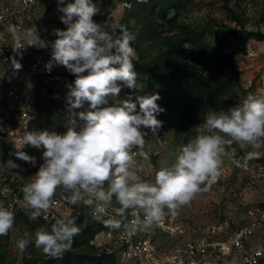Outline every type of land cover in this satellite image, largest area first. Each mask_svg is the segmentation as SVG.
I'll return each mask as SVG.
<instances>
[{"label":"clouds","instance_id":"clouds-1","mask_svg":"<svg viewBox=\"0 0 264 264\" xmlns=\"http://www.w3.org/2000/svg\"><path fill=\"white\" fill-rule=\"evenodd\" d=\"M64 4V0H57ZM130 6V5H129ZM62 12L61 22L67 30H56L58 37L51 44V60L46 70L54 64L63 66L76 76L74 86L69 85L68 104L72 117L63 134L45 131H27L16 141L15 155L18 159L35 166L36 157L20 151L25 145L42 150L43 163L29 183L21 188L23 204L30 209V219L36 220L47 214L55 204L58 189L70 193L69 204L83 203L93 206L94 218L107 215L113 197L119 205L117 214L124 217L130 211L129 223L110 218L103 220L105 227L125 229L128 237L140 228H148L162 220L165 208L173 215L187 206L200 193L208 191L221 176L225 146L237 144L241 149L261 147L264 140V95L248 94L237 106L227 111H209L205 115L201 131L182 146L175 162L161 166L155 173L154 182L143 181L136 171L134 148L147 159L145 136L141 128L150 129L153 135L162 127L157 114L158 94L144 95L119 102L118 106L101 107L108 104L109 97H117L120 85L134 89L137 72L132 47L135 36L126 26L105 21L102 27L93 21L98 8L91 0H74ZM7 32L15 46L13 51L20 55L26 42L28 47L45 48L47 43L40 39L35 27L20 30L9 25ZM11 64L17 72L22 64L15 58ZM87 72V75L83 73ZM88 110L72 112V109ZM137 104L139 112L136 111ZM259 151L247 153V160L259 159ZM237 166H241L237 162ZM7 167L18 165L8 161ZM107 185V187H105ZM143 215V219L140 217ZM15 222L14 213L0 202V236H5ZM81 228L73 219H56L49 231L40 227L35 231V247L53 259H62L71 251L74 238ZM30 241L20 239L17 248L25 251Z\"/></svg>","mask_w":264,"mask_h":264},{"label":"built area","instance_id":"built-area-1","mask_svg":"<svg viewBox=\"0 0 264 264\" xmlns=\"http://www.w3.org/2000/svg\"><path fill=\"white\" fill-rule=\"evenodd\" d=\"M74 0H0V141L8 143L15 152L16 141L25 132L33 131L36 119L40 115V101L46 100L53 104L54 112L58 107L68 108L69 85L74 86L76 76L66 68L54 64L51 71L46 70V64L51 60L52 48L58 37L56 30H67V25L61 22L62 12L58 8L65 7ZM37 9H45L41 17ZM55 24L56 28L49 35L42 23ZM9 25H16L21 31L35 27L41 40L47 47H28L20 55L13 51L15 46L11 35L7 32ZM15 58L22 64V69H13L11 59ZM87 75V72L83 73ZM116 97H109L108 104L101 107H111ZM87 103V102H86ZM63 134V133H62ZM27 145L20 151L26 152ZM139 157V156H138ZM135 156L133 170L143 181L148 177L141 175L138 169L139 161ZM55 204L46 222L53 219L68 218L71 209L65 199L64 192L57 190ZM63 199L67 202L63 203ZM0 202L5 207L25 211L20 194L11 186L8 179L0 175ZM69 204V203H68ZM91 219L103 230L96 236L94 242L115 256L117 264H264V187L261 194L252 199L238 200L237 207L230 208L222 221L205 228L185 231L171 227L174 219L164 214L162 220L148 228H140L136 234L128 237L125 229H110L104 226L103 220L115 218L129 223L132 219L130 211L121 217L117 214L119 205L115 197L108 207L107 215L94 218L93 206L79 203ZM71 205V204H70ZM30 209L27 213L30 215ZM140 219H143L141 215ZM176 230L180 235L176 236ZM103 237V240H99Z\"/></svg>","mask_w":264,"mask_h":264},{"label":"rangeland","instance_id":"rangeland-1","mask_svg":"<svg viewBox=\"0 0 264 264\" xmlns=\"http://www.w3.org/2000/svg\"><path fill=\"white\" fill-rule=\"evenodd\" d=\"M1 1L5 2L6 0ZM91 2L98 8L97 14L93 16V21L96 24L103 27L105 21L111 22L112 19L119 24L124 12V5L113 4L109 0H91ZM208 19H215L221 23V26L215 28V31L224 51L232 56L236 69L242 74L240 87L246 91V95L242 96V101L250 93L264 95V40L260 41L252 36V34L264 35V0H228L227 3L224 0H194L193 4L181 13L179 21L196 26L207 24ZM120 87L121 92L111 106H118L119 102L128 99L135 103L137 97L153 95L157 91V87H153L141 79H137L134 89H129L123 84ZM132 90H136L137 94L131 96ZM39 107L40 115L36 119L33 131L47 130L57 134L66 131L68 121L72 118L70 117V107L62 109L58 107L55 113L53 104L43 99L40 101ZM88 108L89 105L85 103L83 108L72 109V112L78 113L86 111ZM136 111L139 112L138 104ZM171 114L169 113L168 116L165 115L164 117H161L160 113L157 114V119L162 121V127L157 130L155 136L150 129L141 128L142 132L147 133L144 137L146 143L143 149V152L147 153V159L139 155L140 149H133L137 153V157L139 156L138 169L141 175L149 176L148 181L150 182H154L155 173L161 166L175 162L182 146L198 134H207L201 131L203 122L177 133L178 127L169 128V126L173 127L175 122V118ZM253 151H259L262 155L259 159L247 160V166L244 167L247 153ZM15 153V150L8 143L0 141V175L2 174L8 179L22 199L21 188L30 182L32 176L43 163L42 150L27 145L25 154L36 157L35 166L18 159ZM221 159L223 162L221 176L208 191L198 194L189 205L181 207L175 215L165 208V213L174 219L171 227L185 231L205 228L222 221L225 214L230 212V208L237 207L238 200L252 199L261 194L264 187V140H262L259 149H254L251 146L241 149L235 143L225 146ZM8 161H12L18 167L10 169L7 167ZM237 162L241 166H237ZM69 194L64 192L65 199ZM65 202L63 199V203ZM67 205L72 212L69 219L75 220L83 206L68 203ZM19 211L21 210L15 209L14 215ZM23 213L26 214L27 209ZM30 229V224H19L17 227H12L11 247L16 256L8 259L6 264H23L24 257H31L33 253L38 252L33 245V232ZM179 230H176V236L180 235ZM20 239L30 241L28 252L18 250L16 245ZM94 245L100 247L99 242ZM47 260L49 257H42V261Z\"/></svg>","mask_w":264,"mask_h":264},{"label":"trees","instance_id":"trees-1","mask_svg":"<svg viewBox=\"0 0 264 264\" xmlns=\"http://www.w3.org/2000/svg\"><path fill=\"white\" fill-rule=\"evenodd\" d=\"M113 4L124 5L119 21L135 36L132 47L136 51L134 70L137 79L145 80L157 87L156 94L160 113L177 116V133L204 121L209 111H227L242 101L246 91L240 87L241 72L233 58L224 51L215 28L221 23L208 19L205 25H189L179 21L181 13L193 4L194 0H109ZM226 3L228 0H224ZM130 5V6H129ZM262 41L264 35L252 34ZM137 94L132 90L130 95ZM13 226L30 224L35 247V231L51 222L41 218L31 220L28 214L16 213ZM81 232L74 238L71 251L62 259L42 261L41 249L31 257H24L23 264H117L115 256L103 247L93 244L103 230L96 225L89 214L81 209L75 219ZM29 244L25 249L28 252ZM16 256L11 247V230L0 236V264Z\"/></svg>","mask_w":264,"mask_h":264},{"label":"crops","instance_id":"crops-1","mask_svg":"<svg viewBox=\"0 0 264 264\" xmlns=\"http://www.w3.org/2000/svg\"><path fill=\"white\" fill-rule=\"evenodd\" d=\"M44 11H45V9H37V14H38V16L41 17V16L43 15ZM42 25L44 26V29H47V32L49 33V35H50L51 33H53L54 30H55V28H56L55 24H47V23L43 22ZM133 59L136 60V56H135ZM168 115H169V113H168L166 116H168ZM171 115L175 118V122L173 123V124H174L173 127L169 126V128H170V129H172V128L175 129V126L177 125V116L174 115V114H171ZM163 121H164V120H163ZM99 240L101 241V240H103V238H101V239H99ZM95 243H96V242H94V244H95Z\"/></svg>","mask_w":264,"mask_h":264}]
</instances>
